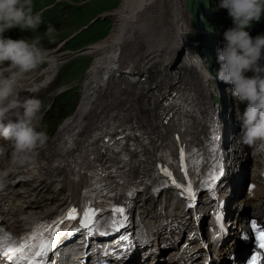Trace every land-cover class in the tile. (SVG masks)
Returning a JSON list of instances; mask_svg holds the SVG:
<instances>
[{
    "label": "bare ground",
    "instance_id": "1",
    "mask_svg": "<svg viewBox=\"0 0 264 264\" xmlns=\"http://www.w3.org/2000/svg\"><path fill=\"white\" fill-rule=\"evenodd\" d=\"M101 17L110 20L112 26L106 37L87 45L81 53L91 57L93 62L88 79L84 81L75 113L65 119L58 127L56 135L41 150L39 156L37 155L43 159H38L34 163L35 170L47 174L50 180L56 176L67 180L68 172L61 166V162L69 158L75 150V147H68V143L74 139L75 146L79 149L82 141L103 125L108 129L121 128L126 133L135 131L137 138L127 136L121 154L130 156L131 160L143 157V170L147 172L151 171V158L157 148L172 146L174 172L181 176L183 172L180 167V147L189 142L187 136L198 137L205 133V121L209 110L205 84L208 83L211 74L210 71L204 70L205 67L201 68L203 65L198 57L186 46L181 45L190 30L183 1L122 0L118 7L106 11ZM120 50L122 52L119 56L113 59L112 56ZM47 52L49 57H62L63 54L69 56V52L63 54L50 50ZM186 61L188 64H184ZM191 70L195 72V77L189 73L185 77L184 74ZM59 73L53 70L49 73L50 79L55 80ZM175 74L180 76L176 77ZM172 90L178 94L177 97L180 95L181 99L191 98L192 111L186 116L182 112L189 127L188 134H181L177 118L174 116L167 122H163V118L160 117L159 102L168 97L166 94ZM220 107L223 109L221 120L225 125L227 140L230 138L229 142L235 143L233 123L230 121L232 110H229L226 101L222 102ZM175 134L180 136L179 143L175 139L177 136ZM225 146L229 147V143L227 142ZM228 161L232 163L233 158L228 156ZM245 170L246 166L238 173H233L230 178L232 183L230 197L234 200L241 199L240 179L245 175ZM132 172L139 174L142 171L135 169ZM55 181L58 182V186L61 184L60 179ZM9 187L6 191L13 188L12 185ZM147 191H145L147 195L152 193ZM258 194L264 197V189L260 188ZM1 195L0 192V197ZM167 201L169 202L165 205L167 207L170 205L167 210L169 214L182 210L181 196L171 195ZM233 203L228 202V205L232 206ZM28 206L30 210H23L24 205H12L26 214L24 224L41 214L36 202L30 201ZM162 207L153 215L156 219H161V212H164ZM175 215L177 213H174L173 217ZM181 216H186L183 211ZM140 220L139 226L156 225L152 218L144 220L140 216ZM197 233L200 234V231ZM197 239L198 237L195 240ZM241 258H243L241 253L236 254L233 261H226L225 264H239Z\"/></svg>",
    "mask_w": 264,
    "mask_h": 264
},
{
    "label": "clouds",
    "instance_id": "2",
    "mask_svg": "<svg viewBox=\"0 0 264 264\" xmlns=\"http://www.w3.org/2000/svg\"><path fill=\"white\" fill-rule=\"evenodd\" d=\"M217 8L226 9L232 20L222 33L217 78L245 105L236 114L238 142L252 149L253 156L264 155V33L250 34L264 16V0H218ZM43 11H34L33 0H0V138L11 145L9 165L0 169V192L14 183L10 177L16 170L34 171L38 150L48 142L46 132L38 130L41 101L22 99L20 82L48 61L49 54L39 38L5 36L15 28L36 31L43 24ZM54 31L49 25L46 34Z\"/></svg>",
    "mask_w": 264,
    "mask_h": 264
},
{
    "label": "rangeland",
    "instance_id": "3",
    "mask_svg": "<svg viewBox=\"0 0 264 264\" xmlns=\"http://www.w3.org/2000/svg\"><path fill=\"white\" fill-rule=\"evenodd\" d=\"M36 1L39 3L40 0ZM121 1L122 0H42L37 11L44 10L42 17L43 24H41L36 31H26L20 38L29 40L39 38L41 41L40 46L46 50L53 52L57 51L60 54L69 52V56L67 54H63L64 56H62L64 58L69 57L71 61L67 63V60H61V63H67L65 65L67 68H64L63 74L60 79H58V82H66L67 85L77 83L78 90H81L83 88L81 85L88 79V72L93 62L91 57L84 56L81 53L87 45L107 36L112 24L110 20H105L101 15L106 11L118 7ZM182 1L190 22V30L187 37H184L185 40L181 45L186 46L193 55L201 60L203 65L201 66L202 69L205 67L204 70L210 71V73L214 74L215 78H217L219 70L217 56L222 37L219 35L215 38V35L218 33L214 31L215 27L211 25L210 21L212 15L221 19L222 12L215 6V0ZM43 25L47 27L51 25L55 29L51 36L46 34L47 29L40 31ZM252 28L264 32V16H262L259 23H254ZM207 47L213 55L205 51ZM121 52L122 50L116 52V55L112 56V58L115 59ZM184 64H188V62L186 61ZM188 73L195 77V72H193V70L187 72L184 76L186 77ZM175 76L177 77L180 75L175 74ZM210 78H212V76H210ZM218 81L220 80L218 79ZM75 89V86L71 87L73 100L74 98H79L80 93V91L77 93ZM61 123L62 120L59 124ZM56 128L57 126H52V128H50V135L54 134ZM243 167L244 166L241 168ZM144 197H142L140 203L143 204L146 209H150L152 206L147 205Z\"/></svg>",
    "mask_w": 264,
    "mask_h": 264
},
{
    "label": "snow or ice",
    "instance_id": "4",
    "mask_svg": "<svg viewBox=\"0 0 264 264\" xmlns=\"http://www.w3.org/2000/svg\"><path fill=\"white\" fill-rule=\"evenodd\" d=\"M170 104H175V111L177 113L183 112L185 116L192 111L191 108V98L187 97L185 99H181L180 97L175 96ZM167 122V121H165ZM187 125V121L183 119V117H177V126L180 127L181 124ZM139 133H137L138 135ZM102 137L101 146L102 150L107 148L108 150L120 152L123 145L124 134H121L113 140L107 135V130L96 132L93 134V138ZM213 138L214 134H213ZM177 142L180 141V136L177 135L175 137ZM146 142V141H145ZM179 157H180V167L187 177L188 173V164H199L200 162V153L197 149H188L186 151L185 147H180L179 149ZM194 157H197L194 159ZM121 159L126 160L127 156L122 155ZM188 161V164L185 161ZM35 167V166H33ZM115 173V170H113ZM162 173L167 179H165L162 184L163 186H167L169 183L177 188L181 189L182 195H187L191 200H195V192L193 191L192 183L189 181L186 185L181 184L175 178H173L172 171L167 167H159L158 166V174ZM90 177H94L91 180L92 186L95 189H99L102 186L98 184V180L100 177H106L108 173L104 170L98 169L97 172L90 173ZM214 177L213 179H215ZM125 181L121 180L120 183H124ZM91 189H86V194L90 192ZM135 189L129 191V195H132ZM189 206H192L191 204ZM115 213H124V208L115 207L112 209ZM80 213V226L92 229V226L97 223L96 217L98 215L97 211L94 210L91 206H84L79 210ZM78 210L75 207H72L66 210L65 214L62 217L58 218L56 221L51 222L50 224H38L34 226L33 230L30 233L24 234L19 239L13 237L10 233L4 231L3 228H0V264H3L4 260L9 262H14V264H22V262H26V264H48L47 257L48 253L55 247V244L58 240L57 233L61 231H68L67 228L61 229L59 225L64 221H72L77 220ZM114 224H118V222L113 221ZM119 227H123L122 224L118 225ZM252 229L255 233L254 239L257 241V247L260 250H264V229H258L255 222H252ZM74 231H78L79 229H73ZM45 233H48L46 236ZM121 239H127V237H121ZM261 260V252L256 251L253 253L249 260V264H259Z\"/></svg>",
    "mask_w": 264,
    "mask_h": 264
}]
</instances>
